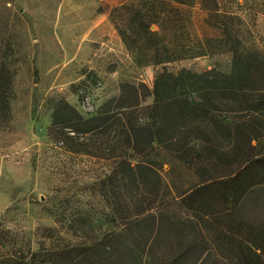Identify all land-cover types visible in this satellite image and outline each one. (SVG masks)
I'll use <instances>...</instances> for the list:
<instances>
[{"label": "trees", "instance_id": "trees-1", "mask_svg": "<svg viewBox=\"0 0 264 264\" xmlns=\"http://www.w3.org/2000/svg\"><path fill=\"white\" fill-rule=\"evenodd\" d=\"M192 2L211 5L210 17L218 16L216 0H129L111 13L123 10L127 26L115 29L130 52L163 64L179 58L163 53L181 49L167 39L164 23L176 22ZM154 78L147 93L122 83L117 99L88 114L79 104L89 91L79 93L77 111L63 97L52 100L51 146L112 161L100 182L111 187L114 229L104 233L108 222L100 221L98 242L43 244L28 261L6 254L0 264H91L94 256L98 264H207L209 230L224 243L221 264H264V55L234 52L224 72L163 68ZM145 97L151 102L141 105ZM72 218L68 227L83 233L87 220ZM43 231L53 238L51 228ZM3 236L4 245L12 242ZM165 237L170 250L156 258L154 245Z\"/></svg>", "mask_w": 264, "mask_h": 264}, {"label": "rangeland", "instance_id": "rangeland-1", "mask_svg": "<svg viewBox=\"0 0 264 264\" xmlns=\"http://www.w3.org/2000/svg\"><path fill=\"white\" fill-rule=\"evenodd\" d=\"M128 1L0 0V261L6 254L28 261L43 244L71 245L82 238L91 245L114 229L111 187L100 182L112 172V161L51 146L52 100L63 97L77 111L79 93L89 91L101 108L118 98L122 83L149 92L155 73L163 68L201 72L215 67L224 72L234 52L264 55V0H216L217 17H210L211 5L182 6L185 11L176 22L164 23L167 39L181 49L171 46L175 53L162 54L179 58L163 64L152 63V54L130 52L115 29L116 23L122 27L127 21L119 17L123 10L111 11ZM149 102L151 97H145L141 105ZM72 217L91 227L73 232L75 227H68ZM100 221L108 222L103 232ZM210 222L215 226V219ZM47 228L51 239L44 238ZM3 231L12 236L11 243L4 245ZM207 233L212 257L207 264H221L224 243L214 230ZM169 241L165 237L154 245L156 258L168 253ZM97 258L90 263L98 264L93 262Z\"/></svg>", "mask_w": 264, "mask_h": 264}, {"label": "built area", "instance_id": "built-area-1", "mask_svg": "<svg viewBox=\"0 0 264 264\" xmlns=\"http://www.w3.org/2000/svg\"><path fill=\"white\" fill-rule=\"evenodd\" d=\"M97 86L100 85V83L96 84ZM79 108L81 111H83L84 114L92 113L95 110V104L93 103V97L90 93L83 95Z\"/></svg>", "mask_w": 264, "mask_h": 264}]
</instances>
